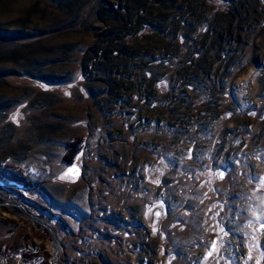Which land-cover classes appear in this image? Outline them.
Returning a JSON list of instances; mask_svg holds the SVG:
<instances>
[{"label":"rangeland","instance_id":"rangeland-1","mask_svg":"<svg viewBox=\"0 0 264 264\" xmlns=\"http://www.w3.org/2000/svg\"><path fill=\"white\" fill-rule=\"evenodd\" d=\"M0 167V264H264V0H0Z\"/></svg>","mask_w":264,"mask_h":264},{"label":"trees","instance_id":"trees-1","mask_svg":"<svg viewBox=\"0 0 264 264\" xmlns=\"http://www.w3.org/2000/svg\"><path fill=\"white\" fill-rule=\"evenodd\" d=\"M113 52L112 50H110ZM115 52V51H114ZM0 180H6L11 183L22 185L23 187H31L32 184L27 178H24L20 172L9 170L8 167H0Z\"/></svg>","mask_w":264,"mask_h":264},{"label":"water","instance_id":"water-1","mask_svg":"<svg viewBox=\"0 0 264 264\" xmlns=\"http://www.w3.org/2000/svg\"><path fill=\"white\" fill-rule=\"evenodd\" d=\"M78 171H79V166L72 165L68 170H66V172L63 174L62 178L65 179L66 181L67 180H74L79 176ZM222 175L223 174L220 173V177H222ZM27 214L30 215L28 212H27ZM44 226L51 232V235L54 234L53 230L48 225H44ZM261 231H264V228H262ZM53 239L56 240L55 235H53ZM55 256H56V254H55Z\"/></svg>","mask_w":264,"mask_h":264},{"label":"snow or ice","instance_id":"snow-or-ice-1","mask_svg":"<svg viewBox=\"0 0 264 264\" xmlns=\"http://www.w3.org/2000/svg\"><path fill=\"white\" fill-rule=\"evenodd\" d=\"M259 222L261 223V227L264 228V219H260ZM211 255V253H209Z\"/></svg>","mask_w":264,"mask_h":264}]
</instances>
